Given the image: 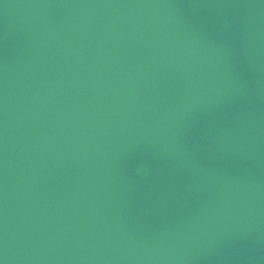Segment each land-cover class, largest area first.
Wrapping results in <instances>:
<instances>
[{"label":"water","instance_id":"obj_1","mask_svg":"<svg viewBox=\"0 0 264 264\" xmlns=\"http://www.w3.org/2000/svg\"><path fill=\"white\" fill-rule=\"evenodd\" d=\"M0 264H264V0H0Z\"/></svg>","mask_w":264,"mask_h":264}]
</instances>
